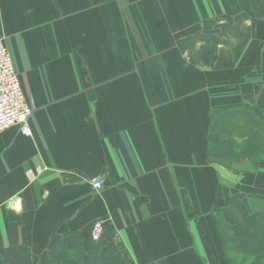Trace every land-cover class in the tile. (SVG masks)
<instances>
[{"label": "crops", "instance_id": "obj_1", "mask_svg": "<svg viewBox=\"0 0 264 264\" xmlns=\"http://www.w3.org/2000/svg\"><path fill=\"white\" fill-rule=\"evenodd\" d=\"M0 42L34 105L0 133V255L81 232L112 235L104 264H235L216 206L264 210L234 193L264 173L205 151L214 109L264 100V0H0Z\"/></svg>", "mask_w": 264, "mask_h": 264}, {"label": "trees", "instance_id": "obj_2", "mask_svg": "<svg viewBox=\"0 0 264 264\" xmlns=\"http://www.w3.org/2000/svg\"><path fill=\"white\" fill-rule=\"evenodd\" d=\"M236 136L238 138H236ZM244 141V147L237 144ZM242 148H244L242 150ZM208 161H218L223 166L225 161L238 160L251 155V168L264 173V100L255 104L234 102L225 104L213 111L210 121L209 143L205 151ZM241 189L235 190L239 193ZM262 191V192H261ZM248 197H264V190L247 192ZM220 203L216 206L214 222L222 236L224 253L235 264H242L234 259V254L264 256V210L252 211L243 205L246 212L239 209L233 214L229 207L235 204ZM240 206L239 204H237ZM104 226V231L107 229ZM111 230V229H110ZM103 231V229H102ZM112 231V230H111ZM112 235L102 234L99 240L86 248V241L81 232L63 236L51 250L49 264H104V258L113 252ZM69 240L72 248H69ZM91 240H93L91 238ZM91 242V241H90ZM103 260V261H102ZM0 264H34L30 249L24 245H9L2 255Z\"/></svg>", "mask_w": 264, "mask_h": 264}, {"label": "built area", "instance_id": "obj_3", "mask_svg": "<svg viewBox=\"0 0 264 264\" xmlns=\"http://www.w3.org/2000/svg\"><path fill=\"white\" fill-rule=\"evenodd\" d=\"M33 112L34 105L22 87L12 54L9 48L0 42V133L17 126L24 136L30 137L29 119ZM91 183L95 190H100L104 185L100 177L92 178ZM102 229V223L97 222L93 236L98 237Z\"/></svg>", "mask_w": 264, "mask_h": 264}, {"label": "rangeland", "instance_id": "obj_4", "mask_svg": "<svg viewBox=\"0 0 264 264\" xmlns=\"http://www.w3.org/2000/svg\"><path fill=\"white\" fill-rule=\"evenodd\" d=\"M236 138H238L236 136ZM237 144L244 147L245 142L244 141H237ZM244 148H242L243 150ZM253 162H251V155H246L245 157H240V159L238 160H232V161H225L224 165H227L228 168H230V171L235 172L238 176H242L239 177L242 180H245L246 178H255L256 174L259 172L254 171V169H252L251 164ZM240 180V179H239ZM238 189H241V191H239V193H236V195L238 197H244L245 194L247 193L244 190V185L243 183H239V185L236 186L235 190L238 191ZM234 259L237 260L238 262H241L242 264H264V256L262 257H255V256H248L245 255L244 252L241 253H236L234 254Z\"/></svg>", "mask_w": 264, "mask_h": 264}]
</instances>
